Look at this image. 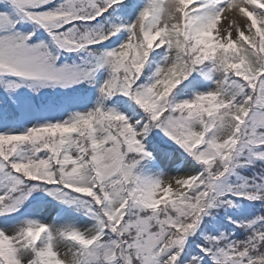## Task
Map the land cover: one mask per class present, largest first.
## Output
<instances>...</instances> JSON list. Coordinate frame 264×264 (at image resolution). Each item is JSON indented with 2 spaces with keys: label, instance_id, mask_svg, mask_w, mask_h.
Listing matches in <instances>:
<instances>
[{
  "label": "snow or ice",
  "instance_id": "6c2138e0",
  "mask_svg": "<svg viewBox=\"0 0 264 264\" xmlns=\"http://www.w3.org/2000/svg\"><path fill=\"white\" fill-rule=\"evenodd\" d=\"M0 264H264V0H0Z\"/></svg>",
  "mask_w": 264,
  "mask_h": 264
},
{
  "label": "rangeland",
  "instance_id": "374dc122",
  "mask_svg": "<svg viewBox=\"0 0 264 264\" xmlns=\"http://www.w3.org/2000/svg\"><path fill=\"white\" fill-rule=\"evenodd\" d=\"M52 215H54V213H52Z\"/></svg>",
  "mask_w": 264,
  "mask_h": 264
}]
</instances>
